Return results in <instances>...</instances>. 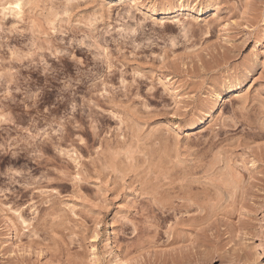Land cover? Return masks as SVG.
I'll list each match as a JSON object with an SVG mask.
<instances>
[{
	"label": "rangeland",
	"instance_id": "obj_1",
	"mask_svg": "<svg viewBox=\"0 0 264 264\" xmlns=\"http://www.w3.org/2000/svg\"><path fill=\"white\" fill-rule=\"evenodd\" d=\"M28 1L0 20V264H264V0Z\"/></svg>",
	"mask_w": 264,
	"mask_h": 264
},
{
	"label": "bare ground",
	"instance_id": "obj_2",
	"mask_svg": "<svg viewBox=\"0 0 264 264\" xmlns=\"http://www.w3.org/2000/svg\"><path fill=\"white\" fill-rule=\"evenodd\" d=\"M30 1V0H29ZM29 1H28V3H29ZM113 1H116V0H113ZM17 5H19V7H17ZM35 5V4H34ZM0 6L3 8H1L2 10H0V11H2L3 13H4V16H0L2 19H0L1 21L2 20H4L5 19V17L7 18V16L9 17V21L12 19H17L19 22L20 21H22L23 20V15H24V12H23V2H22V0H1L0 1ZM35 8V7H34ZM1 12V13H2ZM210 12V5H209V7H207L206 6V8L205 9H203L202 10V13L203 14H207V13H209ZM0 13V15H2ZM27 14V13H26ZM10 15V16H9ZM37 15V14H36ZM57 16V15H56ZM4 18V19H3ZM6 20V19H5ZM16 20V21H17ZM15 21V20H14ZM14 21H12V22H14ZM1 23V22H0ZM2 24H3V22H2ZM17 26V25H16ZM1 30V29H0ZM2 35V34H1ZM5 80H3V79H1L0 78V83L1 84H3V83H5L4 82ZM238 117V116H237ZM245 118V117H244ZM243 119V118H242ZM226 122V123H225ZM225 122H223V125L225 126V125H227L226 127L228 128H236V127H242V125H243V122H239L238 120H237V122L236 121H234L233 123L232 122H227V121H225ZM235 123V124H234ZM224 126H222L221 128L222 129H220L219 130V133H218V135H225V133H227L228 131H230V130H225L224 129ZM230 133V132H229ZM217 135V136H218ZM216 137V136H215ZM223 137V136H222ZM212 138H214V137H212ZM220 138V137H219ZM216 139L217 138H214V141L216 142ZM223 139V138H222ZM213 140V139H212ZM214 142V143H215ZM213 143V142H212ZM113 148V146H110V148ZM111 150V149H110ZM110 153V152H109ZM119 155V154H118ZM115 156V155H114ZM113 156V157H114ZM108 164V163H107ZM111 165H114V164H110V167H111ZM113 167V166H112ZM112 169V168H111Z\"/></svg>",
	"mask_w": 264,
	"mask_h": 264
},
{
	"label": "snow or ice",
	"instance_id": "obj_3",
	"mask_svg": "<svg viewBox=\"0 0 264 264\" xmlns=\"http://www.w3.org/2000/svg\"><path fill=\"white\" fill-rule=\"evenodd\" d=\"M17 7H19V5H17Z\"/></svg>",
	"mask_w": 264,
	"mask_h": 264
}]
</instances>
